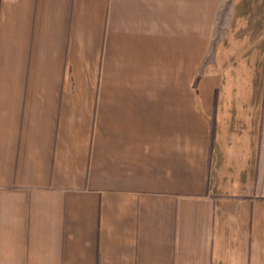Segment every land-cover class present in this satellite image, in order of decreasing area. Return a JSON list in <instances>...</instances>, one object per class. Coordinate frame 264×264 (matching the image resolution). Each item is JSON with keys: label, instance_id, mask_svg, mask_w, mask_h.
<instances>
[{"label": "crops", "instance_id": "obj_1", "mask_svg": "<svg viewBox=\"0 0 264 264\" xmlns=\"http://www.w3.org/2000/svg\"><path fill=\"white\" fill-rule=\"evenodd\" d=\"M0 264H264V0H0Z\"/></svg>", "mask_w": 264, "mask_h": 264}]
</instances>
